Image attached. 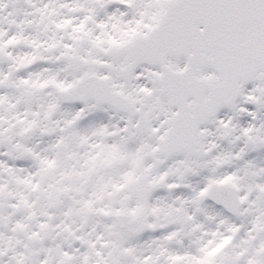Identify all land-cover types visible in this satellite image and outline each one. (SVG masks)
Here are the masks:
<instances>
[{
	"label": "snow or ice",
	"instance_id": "1",
	"mask_svg": "<svg viewBox=\"0 0 264 264\" xmlns=\"http://www.w3.org/2000/svg\"><path fill=\"white\" fill-rule=\"evenodd\" d=\"M0 264H264V0H0Z\"/></svg>",
	"mask_w": 264,
	"mask_h": 264
}]
</instances>
